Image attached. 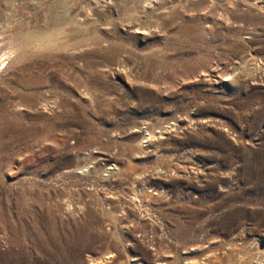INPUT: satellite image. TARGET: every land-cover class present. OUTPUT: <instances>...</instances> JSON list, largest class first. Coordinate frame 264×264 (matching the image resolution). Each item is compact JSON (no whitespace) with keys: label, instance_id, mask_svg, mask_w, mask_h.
Returning <instances> with one entry per match:
<instances>
[{"label":"rangeland","instance_id":"obj_1","mask_svg":"<svg viewBox=\"0 0 264 264\" xmlns=\"http://www.w3.org/2000/svg\"><path fill=\"white\" fill-rule=\"evenodd\" d=\"M0 264H264V0H0Z\"/></svg>","mask_w":264,"mask_h":264}]
</instances>
